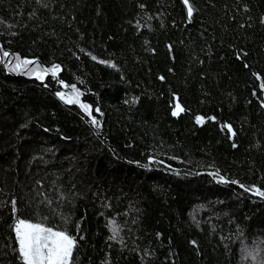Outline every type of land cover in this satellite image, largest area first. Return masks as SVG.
Returning a JSON list of instances; mask_svg holds the SVG:
<instances>
[{
	"label": "trees",
	"instance_id": "obj_1",
	"mask_svg": "<svg viewBox=\"0 0 264 264\" xmlns=\"http://www.w3.org/2000/svg\"><path fill=\"white\" fill-rule=\"evenodd\" d=\"M190 3L0 0V264H21L17 218L75 236L73 264H264V198L240 187L264 191V0ZM73 84L99 129L57 97Z\"/></svg>",
	"mask_w": 264,
	"mask_h": 264
},
{
	"label": "snow or ice",
	"instance_id": "obj_2",
	"mask_svg": "<svg viewBox=\"0 0 264 264\" xmlns=\"http://www.w3.org/2000/svg\"><path fill=\"white\" fill-rule=\"evenodd\" d=\"M183 2L187 9V17L189 21H191L194 13V6L192 3H190V0H183ZM169 47L171 48V46ZM0 52H2L0 62H5L3 58H8L10 53L8 51H4L3 49H0ZM91 58L93 60L97 59L95 56H92ZM99 62L107 63L106 61ZM5 66L12 73L27 75L40 81H43L49 74L53 78H57L58 74L61 72V65L59 64H53L50 68L42 67L38 61L27 58L21 59L19 55L15 56L14 61L8 60L5 63ZM109 66L115 67L114 64H109ZM160 78L164 79L163 77ZM60 83L65 88H68V85L64 84L62 80ZM261 87L264 88V85ZM56 95L66 104L78 105L83 110V112L90 117V123L95 128L99 129L101 127V121L92 115V105L81 102L83 93L77 88L75 84L71 86V91L69 93L57 91ZM184 110L185 109L180 105V103L177 102L173 106L172 115L179 116ZM95 112L100 113V109L98 107L95 108ZM210 119H215V117H211ZM196 122L197 124H203L204 117L197 116ZM224 127L227 128L228 132L231 133L232 136L236 135L230 124H226ZM152 162L154 161L150 160V163ZM210 175H213L214 178H217L218 182L220 183H238L236 180H229L224 175H221L219 170L214 173H210ZM240 187L246 192H251L253 195L264 198V191H262L259 187L249 188L242 184ZM11 203L13 207V213H15L16 201L13 200ZM110 227L112 235L109 237V239H120V228L114 220L110 221ZM13 231L15 233V240L18 245L16 251L18 252L21 264H73V253L77 247V238L69 234L66 229L54 230L52 227H47L41 222L34 223L30 220L17 218L13 225ZM245 251L246 259H250L252 261H256L261 255V249L259 248L246 249Z\"/></svg>",
	"mask_w": 264,
	"mask_h": 264
},
{
	"label": "clouds",
	"instance_id": "obj_3",
	"mask_svg": "<svg viewBox=\"0 0 264 264\" xmlns=\"http://www.w3.org/2000/svg\"><path fill=\"white\" fill-rule=\"evenodd\" d=\"M254 264H259V261H258V259H257V261H254Z\"/></svg>",
	"mask_w": 264,
	"mask_h": 264
},
{
	"label": "rangeland",
	"instance_id": "obj_4",
	"mask_svg": "<svg viewBox=\"0 0 264 264\" xmlns=\"http://www.w3.org/2000/svg\"><path fill=\"white\" fill-rule=\"evenodd\" d=\"M46 226V225H45ZM47 227H49V226H47ZM54 229V228H53ZM54 230H57V229H54Z\"/></svg>",
	"mask_w": 264,
	"mask_h": 264
}]
</instances>
